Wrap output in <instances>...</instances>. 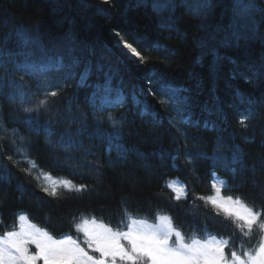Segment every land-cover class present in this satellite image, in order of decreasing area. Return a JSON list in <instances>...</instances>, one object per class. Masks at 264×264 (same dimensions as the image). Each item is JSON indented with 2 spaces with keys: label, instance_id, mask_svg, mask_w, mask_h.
<instances>
[{
  "label": "trees",
  "instance_id": "16d2710c",
  "mask_svg": "<svg viewBox=\"0 0 264 264\" xmlns=\"http://www.w3.org/2000/svg\"><path fill=\"white\" fill-rule=\"evenodd\" d=\"M209 2V9L194 12L189 5L196 0H170L172 6L161 11L154 10V0H0V49L11 53L3 57L0 77L32 93L45 87L44 81L18 71V63L63 58L67 64L70 52L79 58L71 75L67 67L47 75L49 84L59 82L60 95L50 98L55 103L39 114L38 125L23 111L31 105L10 98L12 88L0 94V235L17 227L18 214H25L56 238L79 239L74 218L78 222L83 214L116 228L124 201L137 218L151 221L159 211L188 236L195 229L203 237L206 225L219 238L232 232L230 221L196 199L213 194V182H226L224 196L264 203V0H250L252 34L243 23L237 25L233 0ZM237 30L244 38L225 45V37ZM21 32L35 45L25 48ZM116 32L135 41L148 62L119 57ZM85 69L90 77L81 86L78 74ZM152 75L154 91L148 84ZM107 86L121 103L101 110ZM168 89L175 90L170 102ZM42 98L31 97L34 103ZM249 108L252 116L244 127L239 119ZM83 115L87 127L77 132L76 117ZM109 115L121 126L113 129ZM45 128L52 129L50 136ZM68 132L71 148L61 146ZM234 154L240 164L230 163ZM32 161L37 167L26 172ZM60 180L89 190L78 194L60 188L62 198L42 191ZM172 183L187 197L173 199L176 194L167 187ZM29 248L35 251L34 245Z\"/></svg>",
  "mask_w": 264,
  "mask_h": 264
},
{
  "label": "snow or ice",
  "instance_id": "6c2138e0",
  "mask_svg": "<svg viewBox=\"0 0 264 264\" xmlns=\"http://www.w3.org/2000/svg\"><path fill=\"white\" fill-rule=\"evenodd\" d=\"M109 3V0H104ZM170 0H154L153 8L161 11L171 7ZM194 12L207 10L211 7L209 0H196L195 4L189 5ZM233 15L237 25L243 23L247 34H252L254 25L252 18L254 16V7L250 0H233ZM120 37L116 44V54L123 59L135 58L140 64H146L148 58L143 55L142 50L135 41L125 39L119 32L115 33ZM18 37L22 44L27 48L29 45H35L30 37L24 33H18ZM244 38V34L237 30L226 36L223 43L230 45L232 42H238ZM216 59L220 57L216 54L215 49L212 50ZM11 55L0 49V67L4 66L3 57ZM79 58L74 52L69 53V63L65 64L61 58L55 63L34 62L27 59L23 63L16 65L17 70L24 74L37 76L43 79L45 87L38 88L36 92L29 93L26 86L16 81L6 80L0 77V94L7 86L12 88L13 94L11 99L19 101L21 105H31L24 107L23 111L29 114V123L38 125V117L41 112L51 111V105L55 103V98L60 95L59 82L49 84L46 77L53 70H62L67 67L71 75V70L77 67ZM90 77V70L85 69L78 74L79 84L85 86ZM154 75L149 76V90L151 88ZM107 84V81L105 82ZM48 88L57 90L48 91ZM105 97L102 100L101 110L104 106L114 107L121 103L119 94L112 98V87L107 86L103 89ZM173 95H167L168 101L175 99V90L168 89ZM32 96H43L35 103ZM97 94L94 93L92 102L95 104ZM243 101V97H241ZM187 100L185 104H187ZM247 103L252 105L254 101L248 100ZM182 113L184 109H181ZM147 113V109L144 110ZM37 114L33 119L31 114ZM252 116L251 108L248 113L241 114L239 123L247 127L248 121ZM79 120L77 132L87 127V116L76 117ZM184 119V116H181ZM111 127L117 129L121 126V121L115 119L111 115L107 117ZM52 121H49L51 124ZM99 123V121H98ZM44 131L50 136L51 128H45ZM68 141L62 140V147L71 148L73 141L71 140V132H68ZM119 132L116 133V139L119 138ZM23 142V137L20 138ZM117 150H121L116 145ZM27 158V151L23 148L19 149ZM9 159H12L9 157ZM242 161L238 154H234L231 159L232 165L240 164ZM188 163L192 160L189 157ZM37 165L31 162L30 168L25 169L30 172L31 168ZM215 178L216 173H212ZM226 186V182L224 185ZM222 186L212 183L214 193L211 195L196 196L205 205H210L215 211L216 216H223L224 221H230L232 232L224 237H217L203 230L201 237L197 230H193L191 236L182 231L174 221V218L168 214H160L157 212L155 222L150 223L147 218H137L128 208L124 206L122 201L123 214L116 228L111 227L108 223L101 222L95 217L89 218L81 215L79 221L74 218L73 224L78 233H82L83 241L74 239L71 234H63L61 238H56L44 228L30 223L25 214H18L19 222L18 230L13 225V230H6L0 235V264H264V203L257 205L255 203L249 205L245 199L240 196L235 198L232 195H222ZM170 189L172 184H168ZM63 188L68 192L83 194L88 191L87 185H76L71 180H60L58 183L53 182L51 188L43 187L42 191L52 197L62 198L63 193L58 189ZM176 195L173 199L179 201L186 198L187 193L183 188L174 189ZM237 240L240 241L237 244ZM34 245L35 251H30L29 246Z\"/></svg>",
  "mask_w": 264,
  "mask_h": 264
},
{
  "label": "rangeland",
  "instance_id": "374dc122",
  "mask_svg": "<svg viewBox=\"0 0 264 264\" xmlns=\"http://www.w3.org/2000/svg\"><path fill=\"white\" fill-rule=\"evenodd\" d=\"M175 184H176V183H172L173 187H172L171 189H172L173 191H174L173 188H174ZM216 185H217V186H220V185L217 184V183H216ZM174 192H175V191H174ZM175 194H176V193H175ZM150 223H151V222H150ZM153 223H154V222H153ZM18 225H19V222H18ZM18 225H17V227H16L17 230H18ZM79 240H80V241H83V235H82V233H80V235H79ZM30 246H31V245H30Z\"/></svg>",
  "mask_w": 264,
  "mask_h": 264
}]
</instances>
